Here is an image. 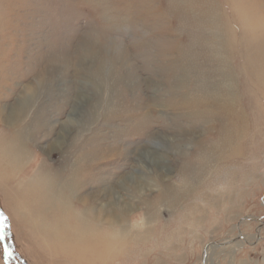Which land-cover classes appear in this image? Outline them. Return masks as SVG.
<instances>
[{
	"label": "rangeland",
	"instance_id": "374dc122",
	"mask_svg": "<svg viewBox=\"0 0 264 264\" xmlns=\"http://www.w3.org/2000/svg\"><path fill=\"white\" fill-rule=\"evenodd\" d=\"M207 256L264 264V0H0V264Z\"/></svg>",
	"mask_w": 264,
	"mask_h": 264
},
{
	"label": "bare ground",
	"instance_id": "6f19581e",
	"mask_svg": "<svg viewBox=\"0 0 264 264\" xmlns=\"http://www.w3.org/2000/svg\"><path fill=\"white\" fill-rule=\"evenodd\" d=\"M72 177H74V176H72ZM75 179V178H74ZM69 181H71V180H69ZM73 182V181H72ZM74 191V190H73ZM35 194H37V195H39L40 197L41 196H43V194H42V191H37V192H35ZM35 198V197H34ZM30 201H34V200H30ZM26 204H28V201L26 202ZM92 228V227H91ZM92 229H94V228H92ZM83 233H84V231L83 230H81V234L79 235V237L78 238H83ZM86 233V232H85ZM92 234H93V236L94 235H96V231L94 232V230L91 232ZM111 236V235H110ZM77 238V239H78ZM91 238V237H90ZM57 241H59V240H57ZM72 241H74V240H72ZM214 249H216V246L215 247H211V249H210V251H209V253L210 252H212V250H214ZM76 253H77V251L76 250H74ZM82 252H81V250L79 251V249H78V253H77V256H78V258H79V254H81ZM208 254V253H207ZM74 255H75V253H74ZM210 255V254H209ZM77 256H74V257H71L70 255H66V257H68V259H70L72 262H74V261H77L76 259H77ZM210 257V256H209ZM209 257L207 256L206 257V260H209ZM72 258V259H71ZM74 260V261H73ZM79 260V259H78ZM205 264H206V262H205Z\"/></svg>",
	"mask_w": 264,
	"mask_h": 264
},
{
	"label": "water",
	"instance_id": "95a60500",
	"mask_svg": "<svg viewBox=\"0 0 264 264\" xmlns=\"http://www.w3.org/2000/svg\"><path fill=\"white\" fill-rule=\"evenodd\" d=\"M241 240H243V238H242L241 236H239V238L234 239V240H232V241H230V242H228V243H225V244H220V243L209 244V245L205 248V252H204L205 254H204V255H207L208 249H209L211 246H216V247H218V248H224V247L230 246V245H232V244H235V243H237L238 241H241ZM205 262H206V259H204V264H205Z\"/></svg>",
	"mask_w": 264,
	"mask_h": 264
}]
</instances>
